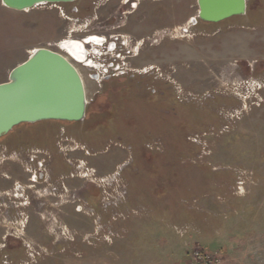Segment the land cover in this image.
<instances>
[{
  "label": "rangeland",
  "instance_id": "obj_1",
  "mask_svg": "<svg viewBox=\"0 0 264 264\" xmlns=\"http://www.w3.org/2000/svg\"><path fill=\"white\" fill-rule=\"evenodd\" d=\"M88 3L17 11L0 0V83L34 49L92 21ZM144 10L145 22L161 16V44L141 51L132 67L157 64L159 79L136 75L116 92L85 80V121L23 123L0 140L17 154L6 164L11 175L29 170L20 185L38 169L27 149L46 150L56 189L30 196L33 209L27 200L0 210V264H185L195 247L227 264H264V0H247L245 15L218 23H190L197 0L150 1ZM100 174H112L104 184L116 210L101 209L108 201H100ZM11 183L0 178V189ZM15 193L24 198L25 189ZM149 212L146 230H132ZM9 230L20 238L15 244H7ZM234 242L235 250L224 249Z\"/></svg>",
  "mask_w": 264,
  "mask_h": 264
},
{
  "label": "flooded vegetation",
  "instance_id": "obj_2",
  "mask_svg": "<svg viewBox=\"0 0 264 264\" xmlns=\"http://www.w3.org/2000/svg\"><path fill=\"white\" fill-rule=\"evenodd\" d=\"M150 1L156 2L161 0H106L105 3L102 4L99 3L100 0H90V3L86 4L85 9L91 13L90 16L92 17V21L88 22V20H86L85 24H80V28H69L66 38L49 43L48 48L64 55L77 68L83 79L86 95L87 89L85 80L92 83L94 82L100 87L109 85L112 87H110L111 90L116 92L120 84L126 81H133L136 75L155 74L156 79L161 77V68L157 64H147L141 69L140 67H132L134 66L133 60L139 57L141 51L147 47H154L161 44V16L157 22L153 19V21L146 19L147 21L145 22L146 16L144 15V6ZM57 4L59 3L53 5L57 6ZM108 5H113L114 8L105 15L103 14V10ZM72 9V14H77L75 11H80V8L77 6ZM60 11L62 16H66L63 9ZM190 23L192 25L197 24L192 22V20ZM187 29L188 28H184L185 31H187ZM73 47L78 48L79 57L73 55H77V52L72 50ZM78 65L81 66V69ZM241 65L246 68V72L250 73L252 70L243 62ZM113 79H118L116 85L110 84ZM104 96H107L106 90L98 91L96 97L93 99L96 100L97 109H99L98 107H100L99 105L102 103ZM89 105L90 102L88 100L84 121L88 116ZM6 135L0 137V140L6 137ZM57 146L60 147V142H58ZM27 151L29 160L34 161L38 167V169L27 176V181L24 184V198L30 202L29 208L33 209L35 206H32L31 198H33L34 195L32 194L36 189V185L34 184L35 180L40 179L42 182L44 181V183H49L50 181L46 177V169L44 168L48 152L33 147L28 148ZM14 156H17V154L9 150V145H0V165L4 168V171L0 172V178L13 180L12 186L9 189L12 192L11 195L7 194L6 196L7 190L0 189V205L8 206V208L16 206L14 200L16 199L15 194L17 193L15 192L19 191L16 189V186L20 185L25 172L28 170L26 168L24 174L22 173L17 177H13L11 175V168L6 164L7 161L10 160L13 162L18 161V158ZM60 186L63 190L67 188L64 181L60 183ZM6 235L5 239H7L6 241L9 245L12 244V242L15 244L20 240L11 230H9Z\"/></svg>",
  "mask_w": 264,
  "mask_h": 264
},
{
  "label": "water",
  "instance_id": "obj_3",
  "mask_svg": "<svg viewBox=\"0 0 264 264\" xmlns=\"http://www.w3.org/2000/svg\"><path fill=\"white\" fill-rule=\"evenodd\" d=\"M76 0H1L17 11L40 5L72 3ZM197 17L206 23H218L247 13V0H197ZM79 57V53L73 54ZM87 95L77 68L61 53L36 48L15 66L6 82L0 83V137L23 123L44 120L79 122L86 117Z\"/></svg>",
  "mask_w": 264,
  "mask_h": 264
},
{
  "label": "crops",
  "instance_id": "obj_4",
  "mask_svg": "<svg viewBox=\"0 0 264 264\" xmlns=\"http://www.w3.org/2000/svg\"><path fill=\"white\" fill-rule=\"evenodd\" d=\"M51 121H55V120H51ZM142 164H144V163H142ZM142 167H145V166H148V164H144V166L143 165H141ZM100 173V172H99ZM112 174H100L99 175V177H100V180H101V184H99L100 186L99 187H101V189H102V194H101V199H100V201H101V203H103V198H105V201H108V202H106V204L104 205V207H101V209H103V210H116V208L118 207V203H117V201H113V197L111 196V195H109L108 193H107V191L105 190V188H107V187H110V186H105V184H104V180H107V177H109V176H111ZM117 178H118V174H117ZM119 178L120 179H123L122 178V176L121 175H119ZM123 180H125V179H123ZM62 181H65V178H60V181L59 182H62ZM109 182H111V180L109 181ZM65 183H67V182H65ZM12 184V183H11ZM34 184L36 185V189H35V191L33 192V194L32 195H34L33 197H34V199H40L42 196H44V195H46V194H48V195H50V193H48L49 191L50 192H52V191H54V190H56L54 187H53V189L52 188H50V185L51 184H49V183H44V181L42 182L40 179H37V180H35V182H34ZM42 185V186H41ZM110 185H112V183H110ZM11 186L12 185H10L8 188H6V196H7V194H12V192L9 190L10 188H11ZM113 186V185H112ZM22 188H24V185H22L21 184V186L20 185H17L16 186V189L17 190H20V189H22ZM125 188H126V186H125ZM127 189V188H126ZM9 190V191H8ZM32 190H34V189H32ZM68 189L67 188H64V190L63 189H61V193L63 194V193H66V191H67ZM127 192V191H126ZM9 196V195H8ZM110 197V198H107V197ZM15 197L18 199V200H14L15 202V207H13V209H16V208H21L20 206L22 205V204H26L25 202L27 201V199L26 198H23V195L22 194H15ZM114 197H116V196H114ZM19 198H21V201H20V199ZM18 201L20 202V203H18ZM105 201H104V203H105ZM4 204V203H3ZM20 204V205H19ZM6 207V208H5ZM38 207V209H40L41 208V206L39 207V206H37ZM42 209V208H41ZM0 210H10V208H8V206H2L1 205V208H0ZM21 210V209H20ZM43 210V209H42ZM199 211H202L203 213L205 212V210H199ZM152 214V212H149V213H147V214H145L146 216H144V217H142V218H140V219H138V221L137 222H133V226H132V230H133V228L135 229V230H138V231H140V230H146L144 227H143V224L147 221V219L150 217V215ZM213 214V213H212ZM223 217V216H222ZM215 218L216 219H219L220 218V216H215ZM130 225V224H129ZM130 228H131V226H129ZM129 230H131V229H129ZM146 234V233H145ZM161 240H163L165 243H167L168 245H171L172 246V244L173 243H171V240H170V238H168L166 235H162V237H161ZM189 241H186V240H182L181 241V245L182 246H184L185 244H187V245H189ZM235 244H237V242H234V244H229V246H227V245H225L224 246V249H227V247H228V249L229 250H235Z\"/></svg>",
  "mask_w": 264,
  "mask_h": 264
},
{
  "label": "built area",
  "instance_id": "obj_5",
  "mask_svg": "<svg viewBox=\"0 0 264 264\" xmlns=\"http://www.w3.org/2000/svg\"><path fill=\"white\" fill-rule=\"evenodd\" d=\"M185 264H227V259L220 253L195 247L188 253Z\"/></svg>",
  "mask_w": 264,
  "mask_h": 264
},
{
  "label": "bare ground",
  "instance_id": "obj_6",
  "mask_svg": "<svg viewBox=\"0 0 264 264\" xmlns=\"http://www.w3.org/2000/svg\"><path fill=\"white\" fill-rule=\"evenodd\" d=\"M93 40H95V39H93ZM95 41H96V40H95ZM34 50H35V49H34ZM34 50H33V51H34ZM72 50H73L74 52H77V53H78V48L73 47Z\"/></svg>",
  "mask_w": 264,
  "mask_h": 264
}]
</instances>
